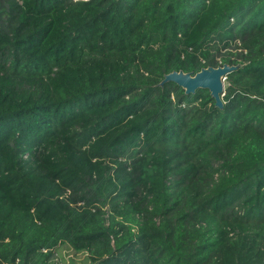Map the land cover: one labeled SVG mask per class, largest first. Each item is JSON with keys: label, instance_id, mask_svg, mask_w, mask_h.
<instances>
[{"label": "trees", "instance_id": "obj_1", "mask_svg": "<svg viewBox=\"0 0 264 264\" xmlns=\"http://www.w3.org/2000/svg\"><path fill=\"white\" fill-rule=\"evenodd\" d=\"M0 264H264V0H0Z\"/></svg>", "mask_w": 264, "mask_h": 264}, {"label": "water", "instance_id": "obj_2", "mask_svg": "<svg viewBox=\"0 0 264 264\" xmlns=\"http://www.w3.org/2000/svg\"><path fill=\"white\" fill-rule=\"evenodd\" d=\"M241 65L224 64L219 67H208L197 74L174 71L165 76L160 86L167 83H175L185 91L186 95H194L198 90H207L215 101V107L224 108L225 81L227 76L237 71Z\"/></svg>", "mask_w": 264, "mask_h": 264}, {"label": "rangeland", "instance_id": "obj_3", "mask_svg": "<svg viewBox=\"0 0 264 264\" xmlns=\"http://www.w3.org/2000/svg\"><path fill=\"white\" fill-rule=\"evenodd\" d=\"M83 258V256L81 257V259Z\"/></svg>", "mask_w": 264, "mask_h": 264}]
</instances>
